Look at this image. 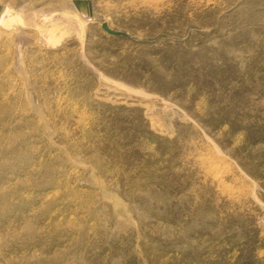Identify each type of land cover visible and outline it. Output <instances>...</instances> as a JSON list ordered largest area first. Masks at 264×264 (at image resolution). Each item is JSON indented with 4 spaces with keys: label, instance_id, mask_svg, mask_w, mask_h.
<instances>
[{
    "label": "rangeland",
    "instance_id": "obj_1",
    "mask_svg": "<svg viewBox=\"0 0 264 264\" xmlns=\"http://www.w3.org/2000/svg\"><path fill=\"white\" fill-rule=\"evenodd\" d=\"M0 264H264V0H0Z\"/></svg>",
    "mask_w": 264,
    "mask_h": 264
},
{
    "label": "water",
    "instance_id": "obj_2",
    "mask_svg": "<svg viewBox=\"0 0 264 264\" xmlns=\"http://www.w3.org/2000/svg\"><path fill=\"white\" fill-rule=\"evenodd\" d=\"M103 31H105L107 34L111 35V36H126L124 33L120 32V31H116L113 30L109 27V25L107 23H102L101 25Z\"/></svg>",
    "mask_w": 264,
    "mask_h": 264
}]
</instances>
